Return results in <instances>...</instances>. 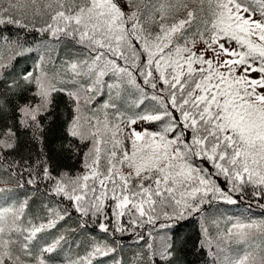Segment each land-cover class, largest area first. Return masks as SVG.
<instances>
[{"label": "trees", "instance_id": "trees-1", "mask_svg": "<svg viewBox=\"0 0 264 264\" xmlns=\"http://www.w3.org/2000/svg\"><path fill=\"white\" fill-rule=\"evenodd\" d=\"M111 1L98 26L97 0H0V264H264V181L200 88L203 61L186 69L198 49L160 68L149 46L211 39L233 1L264 0ZM127 119L183 134L190 194L134 163Z\"/></svg>", "mask_w": 264, "mask_h": 264}, {"label": "rangeland", "instance_id": "rangeland-1", "mask_svg": "<svg viewBox=\"0 0 264 264\" xmlns=\"http://www.w3.org/2000/svg\"><path fill=\"white\" fill-rule=\"evenodd\" d=\"M97 1L101 5L87 17L98 26L112 22L113 2ZM261 7L251 10L233 1L213 38L167 51H162L163 47L155 45V41L149 46L160 68L170 60L177 63L198 49V57L186 69L203 61L207 74L200 88L214 92L211 102L216 101L219 106L218 120L231 141L241 148L239 164L251 168L254 176L264 181V8ZM173 31H165L164 36L169 40ZM162 42L166 47L167 40ZM143 121L127 119L120 126L119 139L128 140L126 151L136 165L158 167L182 188L184 195L190 194L196 172L186 160L183 134L144 137Z\"/></svg>", "mask_w": 264, "mask_h": 264}]
</instances>
